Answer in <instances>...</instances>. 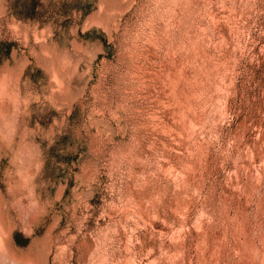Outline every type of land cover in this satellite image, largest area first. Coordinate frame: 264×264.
<instances>
[{
	"label": "rangeland",
	"instance_id": "1",
	"mask_svg": "<svg viewBox=\"0 0 264 264\" xmlns=\"http://www.w3.org/2000/svg\"><path fill=\"white\" fill-rule=\"evenodd\" d=\"M70 1L0 0V264H264V0Z\"/></svg>",
	"mask_w": 264,
	"mask_h": 264
},
{
	"label": "trees",
	"instance_id": "2",
	"mask_svg": "<svg viewBox=\"0 0 264 264\" xmlns=\"http://www.w3.org/2000/svg\"><path fill=\"white\" fill-rule=\"evenodd\" d=\"M24 2H25L24 3V9L20 12H22V14L25 16L35 18L38 16H43L48 12H50V14L54 13V11H52L50 9H46V10L40 12L38 9L39 6H43V3L41 2V0H24ZM91 6H92V2L89 0H71L70 2H66L64 12L68 15L74 9H77V10H83L84 13H87L91 9ZM53 148H55V146ZM53 148H51V150L55 154V150H53ZM57 156H58L59 161L66 163V166H63L62 164H64V163H61L60 166L57 167V170L58 169L60 170V172L58 173V176L65 177V176H67L68 169L71 166L70 162L74 159H78V155L72 156L68 152V153H64V154H58ZM71 183H73L72 180H71Z\"/></svg>",
	"mask_w": 264,
	"mask_h": 264
},
{
	"label": "bare ground",
	"instance_id": "3",
	"mask_svg": "<svg viewBox=\"0 0 264 264\" xmlns=\"http://www.w3.org/2000/svg\"><path fill=\"white\" fill-rule=\"evenodd\" d=\"M3 87H5V86H3ZM2 98H4V97H2ZM4 110H5V101L3 99V101L0 102V113L3 112Z\"/></svg>",
	"mask_w": 264,
	"mask_h": 264
}]
</instances>
